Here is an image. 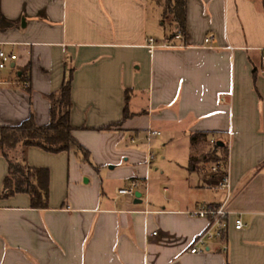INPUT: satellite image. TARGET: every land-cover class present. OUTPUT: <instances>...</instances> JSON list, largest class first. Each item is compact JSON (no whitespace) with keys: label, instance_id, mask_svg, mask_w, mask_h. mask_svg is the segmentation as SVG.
Here are the masks:
<instances>
[{"label":"crops","instance_id":"obj_1","mask_svg":"<svg viewBox=\"0 0 264 264\" xmlns=\"http://www.w3.org/2000/svg\"><path fill=\"white\" fill-rule=\"evenodd\" d=\"M156 10L150 0H0V44L17 55L0 69V123L18 124L32 112L46 124L45 94L72 71L73 136L95 165L122 170L104 184L91 166L78 169L94 187L76 183L83 193L72 195L66 176L73 151L18 145L0 155V264H264V0H186V32L173 45L170 22L157 38L163 22ZM127 91L130 116L98 130L122 120ZM148 127L159 132L149 142ZM194 132L226 142L228 188L211 166L190 169L187 162L168 174L165 162L174 160L165 146L187 138L188 161ZM157 141L163 159L147 167V148ZM9 161L47 166L43 208L32 207L26 193L1 195ZM135 177L148 183L137 190L140 203L116 193ZM223 202L227 250L211 242L187 252L207 225L187 212ZM239 213L244 226L237 229Z\"/></svg>","mask_w":264,"mask_h":264},{"label":"trees","instance_id":"obj_2","mask_svg":"<svg viewBox=\"0 0 264 264\" xmlns=\"http://www.w3.org/2000/svg\"><path fill=\"white\" fill-rule=\"evenodd\" d=\"M161 9L162 19L174 25V31L167 37V41L174 39L175 30L185 35L186 32V0H153ZM25 71L16 77L21 80ZM72 71H68L59 89L45 94L49 105V120L39 125L35 122L31 112L18 124L0 123V155L16 146H35L49 153L70 152L80 155L81 159L90 163V152L74 136L73 126L70 124ZM128 91L123 111V118L117 123L104 128L120 125L130 116L128 111ZM208 132H194L190 135L191 153L188 158V168L198 169L199 164L225 165L228 157L226 146H218L207 139ZM207 142L206 150H199V144ZM205 147V146H204ZM91 164V163H90ZM26 193L30 197L31 206L43 208L49 194V171L45 167H29L20 162L9 161L8 172L3 180V196Z\"/></svg>","mask_w":264,"mask_h":264},{"label":"built area","instance_id":"obj_3","mask_svg":"<svg viewBox=\"0 0 264 264\" xmlns=\"http://www.w3.org/2000/svg\"><path fill=\"white\" fill-rule=\"evenodd\" d=\"M183 35L181 32L175 30L173 40H182ZM211 36L205 38V42H209ZM167 45H173L167 41ZM146 46L148 49L152 50L156 45V41L153 38L147 40ZM17 59V55L13 52L6 51L3 46L0 44V69H4L11 62ZM261 67L264 69V54L261 57L260 61ZM24 86H27V82L24 83ZM159 132L151 127L146 129V139L149 142L151 136L157 135ZM211 142H215V139L212 138ZM154 158L153 152L148 146L146 151V166L149 167ZM211 169L216 171L220 170L222 172V178L220 185L224 188L229 187V178L227 175V166L222 164L212 165ZM144 187L145 191L147 190L148 183L146 180L135 177L133 178L127 187L117 188L116 193L134 196L135 191L139 190V187ZM167 191V189H164ZM230 211L227 209L225 202L220 204H199L194 209L187 212V214L192 218L205 219L207 221L206 227L202 232L191 242L187 252L189 253H200L203 252L208 243H218L222 251L227 250V242L225 240V232L228 225V216ZM234 226L237 229H240L244 226V223L240 217V213L236 216L234 220ZM156 232L152 231L148 235H155ZM147 235V236H148Z\"/></svg>","mask_w":264,"mask_h":264},{"label":"rangeland","instance_id":"obj_4","mask_svg":"<svg viewBox=\"0 0 264 264\" xmlns=\"http://www.w3.org/2000/svg\"><path fill=\"white\" fill-rule=\"evenodd\" d=\"M150 2L152 3V8H155V10L158 13H161V9L157 6V4L155 3V1L150 0ZM163 25L162 26H158V32L156 33L157 38L159 39V41L163 39V37L168 34L169 32V21L166 19H162ZM160 41V42H161ZM180 137H177L176 139H174L171 143H169L168 145H166V151L170 156H173V160L174 161H168L165 162V167L167 169V172L169 175H172V177L176 176V174H179V170H178V165L180 164V166H186L187 165V155H188V149H189V142L187 140V138L185 137H181V135H179ZM203 145L204 150H206L207 147V142H205ZM205 146V147H204ZM163 148L164 145L162 144V142L157 141V142H152L151 146H150V150L153 152L154 154V159H163ZM97 156H99V154L97 153ZM90 163H86L84 162L80 155H70L69 160H68V166H67V176H66V182H68V180H70V184L72 185V195H74L76 193V195L78 193L82 194L83 192L81 190H78L77 188H75L76 183H78L80 186L79 189H86V191L92 192V189L94 187V179H90V181L84 183L85 179H88L89 177L86 175L82 176V179L79 178V175L76 174V171H78V169H83V168H89L91 166V168L97 173L98 177L100 179L104 180V184L107 183V174H115L114 176L117 177L118 174H121L122 170L120 168H114L113 170H109L108 166L109 165H101V166H97L95 165V163L93 162L92 157L90 156ZM166 161V160H165ZM104 164V163H103ZM212 165H217L216 163L214 164H210V163H204V164H199L200 167L202 168H207L209 166ZM47 167V166H45ZM154 169V168H153ZM53 177L55 178V172H52ZM77 175V176H76ZM79 178V180L76 179ZM58 183V179H54V185L57 187V183ZM110 184V183H109ZM115 184V182L113 183ZM113 184L110 186V190L109 193L113 196ZM122 185V184H121Z\"/></svg>","mask_w":264,"mask_h":264},{"label":"water","instance_id":"obj_5","mask_svg":"<svg viewBox=\"0 0 264 264\" xmlns=\"http://www.w3.org/2000/svg\"><path fill=\"white\" fill-rule=\"evenodd\" d=\"M21 21H22L21 26L25 27V19L21 18ZM215 144L218 145V146H223V147L226 146V142L223 139H221V138L215 139ZM140 196H141V193L139 191H135L134 203H140L141 202Z\"/></svg>","mask_w":264,"mask_h":264}]
</instances>
